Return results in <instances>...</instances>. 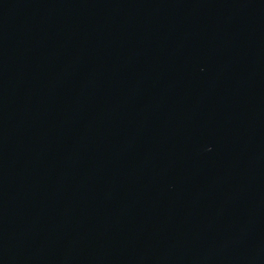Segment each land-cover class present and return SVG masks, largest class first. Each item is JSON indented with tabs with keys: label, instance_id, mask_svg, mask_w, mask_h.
Masks as SVG:
<instances>
[{
	"label": "water",
	"instance_id": "obj_1",
	"mask_svg": "<svg viewBox=\"0 0 264 264\" xmlns=\"http://www.w3.org/2000/svg\"><path fill=\"white\" fill-rule=\"evenodd\" d=\"M0 264H264V0H0Z\"/></svg>",
	"mask_w": 264,
	"mask_h": 264
}]
</instances>
